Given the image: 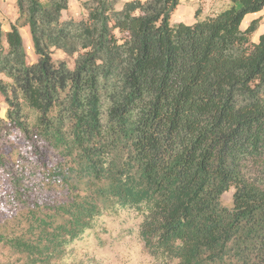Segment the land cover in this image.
Segmentation results:
<instances>
[{
	"label": "trees",
	"instance_id": "trees-1",
	"mask_svg": "<svg viewBox=\"0 0 264 264\" xmlns=\"http://www.w3.org/2000/svg\"><path fill=\"white\" fill-rule=\"evenodd\" d=\"M121 1L65 18L70 0H17L0 19L4 264H82L71 246L126 208L162 264H264V33L242 27L264 0L191 23L171 21L180 0Z\"/></svg>",
	"mask_w": 264,
	"mask_h": 264
},
{
	"label": "rangeland",
	"instance_id": "rangeland-1",
	"mask_svg": "<svg viewBox=\"0 0 264 264\" xmlns=\"http://www.w3.org/2000/svg\"><path fill=\"white\" fill-rule=\"evenodd\" d=\"M202 4L203 15L215 14L225 6L224 1L218 2L215 0H205V3L202 2ZM80 5L82 6V4ZM80 5L72 0V5L68 8L71 10L68 16L81 17L83 8H80ZM199 5V1L195 5H191L181 0L172 15L171 21L191 22L194 19L192 14ZM252 14H248L244 21H248ZM63 16L68 17L66 10L63 11ZM23 38L29 59L36 61L37 55L34 52L32 43L29 47L26 35H23ZM53 57L56 60L65 59L71 67L74 66V57L68 56L63 51L57 50ZM8 109L9 104L0 92V121L7 118ZM0 144L3 151L4 149L10 151L16 146L11 143L9 148H6L5 144ZM233 194V188L223 194V202L229 207L233 204ZM143 219L144 214L133 208L121 209L117 213L104 214L98 219L97 226L94 229L88 230L80 240H77L71 246L70 253L65 261L82 264H162L147 251L141 239L140 228ZM8 255L7 250L0 247V264L5 263V258Z\"/></svg>",
	"mask_w": 264,
	"mask_h": 264
},
{
	"label": "crops",
	"instance_id": "crops-1",
	"mask_svg": "<svg viewBox=\"0 0 264 264\" xmlns=\"http://www.w3.org/2000/svg\"><path fill=\"white\" fill-rule=\"evenodd\" d=\"M73 1L77 2L80 5L81 1H83V0H73ZM122 1L124 2V1H127V0H122ZM184 1H186L187 3H190L191 5H195L197 1H199L200 4H202V2L205 3V0H184ZM208 1H212V0H208ZM180 2H181V0H180ZM224 2H226V1H224ZM71 5H72V0H70V6ZM81 7L82 6L80 5V8ZM70 11L71 10H69V9L66 10L67 16L70 14L69 13ZM195 12H196V10H195ZM195 12L192 14V17H194V19L191 22H193L195 20ZM18 15H19V13H18L17 0H0V19L3 21L4 30L10 29L11 23L14 22L17 19ZM255 18H261L260 27L253 35V38L255 40H257L259 38L260 34L264 33V9L259 11V12L253 13L251 15V18L248 19V21H244L243 20L242 27L246 28L248 26V24L251 22V20H253ZM177 22H185V21H175L173 23H177ZM191 22H186V23H191ZM21 33H22V35H26L27 41H28V44H29V47H30V43H32V36H31V33H30V29L28 27H22L21 28Z\"/></svg>",
	"mask_w": 264,
	"mask_h": 264
}]
</instances>
